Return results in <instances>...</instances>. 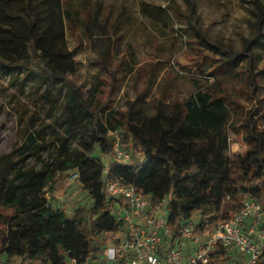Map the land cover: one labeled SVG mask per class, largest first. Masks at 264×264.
<instances>
[{"label": "trees", "instance_id": "obj_1", "mask_svg": "<svg viewBox=\"0 0 264 264\" xmlns=\"http://www.w3.org/2000/svg\"><path fill=\"white\" fill-rule=\"evenodd\" d=\"M66 2L18 0L10 5L0 0V62L13 75L21 73L25 81L44 86L41 95L50 103L65 88L66 123L86 120L87 124L86 137L75 144H63L57 137L58 150L39 168L0 160V264H16V259L28 264H105L106 245L119 244L124 226L104 195L103 169L110 177L135 185L152 205L167 199L170 240L180 248L179 235L188 222L196 235H203L229 219L244 197L251 196L264 207V131L243 123L246 153L231 155L230 111L221 95L196 89L183 101L173 100L148 116L140 113L136 101L118 115L105 104H90L93 97L84 99L68 77L75 70V60L66 44ZM252 14L251 33L243 42L250 53L264 37V5L257 3ZM196 34L207 47L223 54L222 62L240 54ZM115 131L121 144L140 155H132L129 162L118 161ZM41 138L38 131L27 133L20 151L40 146ZM70 170L79 172L81 189L91 200L85 208L77 206L72 216L55 208L44 193L53 189L57 173ZM259 228L264 230V224ZM208 256L207 263L196 264L236 262L235 255L220 244Z\"/></svg>", "mask_w": 264, "mask_h": 264}, {"label": "rangeland", "instance_id": "obj_2", "mask_svg": "<svg viewBox=\"0 0 264 264\" xmlns=\"http://www.w3.org/2000/svg\"><path fill=\"white\" fill-rule=\"evenodd\" d=\"M6 1L12 5L18 0ZM257 3L264 5V0H67L66 44L75 60L68 77L86 101L93 97L90 104H105L118 115L132 101L148 116L196 89L221 95L230 111L229 152L245 154L242 124L250 122L264 131V37L253 53L243 47ZM197 31L220 49L241 55L220 61L223 54L207 47ZM44 88L32 79L25 81L21 73L13 75L0 62L2 163L39 168L58 150L57 137L63 144L86 137V120L65 121V88L53 103L41 95ZM37 131L43 136L40 146L21 152L27 133ZM94 157L95 152L92 163ZM72 172L57 173L53 189L44 192L55 208L70 216L77 206L91 204L80 181L70 177ZM193 244L181 246L188 250ZM20 262L28 264L16 259Z\"/></svg>", "mask_w": 264, "mask_h": 264}, {"label": "built area", "instance_id": "obj_3", "mask_svg": "<svg viewBox=\"0 0 264 264\" xmlns=\"http://www.w3.org/2000/svg\"><path fill=\"white\" fill-rule=\"evenodd\" d=\"M115 157L120 162H129L135 149L121 144L118 132H113ZM70 177L79 178L74 170ZM103 192L112 202L114 216L122 221L124 232L119 244H111L105 250V264H196L207 263L208 253L220 244L235 255L234 264H254L264 261V209L251 196L242 200L238 210L226 220L219 221L203 235H196L192 222L185 224L180 232L181 243L194 242L188 250L173 245L167 220V199L152 205L147 194L132 183L112 178L103 169ZM128 255L120 262V258Z\"/></svg>", "mask_w": 264, "mask_h": 264}]
</instances>
